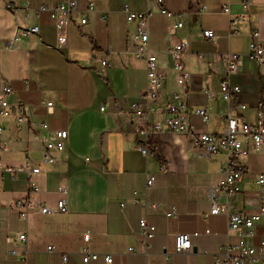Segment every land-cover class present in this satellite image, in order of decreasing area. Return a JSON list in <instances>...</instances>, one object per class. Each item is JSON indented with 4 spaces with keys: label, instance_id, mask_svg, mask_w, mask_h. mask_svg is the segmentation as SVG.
<instances>
[{
    "label": "crops",
    "instance_id": "0c3cea01",
    "mask_svg": "<svg viewBox=\"0 0 264 264\" xmlns=\"http://www.w3.org/2000/svg\"><path fill=\"white\" fill-rule=\"evenodd\" d=\"M74 1L67 44L57 49L53 22L38 12L55 0H0V96L5 85L12 89L7 97L12 113L0 116V159L13 169L29 162L41 170L30 177L0 170V264H85L90 253L98 259L87 264H106L107 256L114 264H216L214 255L227 242L258 247L264 218L250 236L245 229L230 232L226 215H210L212 190L227 157L221 153L207 159L202 149L192 148L190 136L157 133L154 126L163 123L166 98L174 94L182 98L196 133L223 134L228 115L240 124H257L264 103V65L251 60L248 52L251 43L264 41V0H249L247 7L243 0H165L169 11L184 15V27L176 34L170 33L176 19L163 14L157 0ZM89 2L94 3L91 12ZM127 11L151 14L149 48L158 54L166 80L157 100L143 96L147 67L136 58L132 38L138 27L128 22ZM84 15L88 21L82 25ZM231 19H238L234 29ZM33 27L39 32L21 35ZM204 30H213L216 42L204 39ZM181 41L190 46L179 73L167 50ZM228 54L242 56L230 78L240 92L230 103L220 97ZM93 55L97 59L92 61ZM181 77L183 85L178 83ZM48 102L54 103L51 110ZM136 104L156 111L144 120L136 114ZM17 106L25 107L22 123ZM202 108L209 111L208 123L195 114ZM44 124L50 133H69L66 149L53 153V163L42 160L48 135ZM140 146L147 148V155ZM246 148L241 192L228 204L255 213L264 148L256 149L252 142ZM148 173L155 175V183L145 195ZM30 184L37 191L29 190ZM19 199L52 211L32 213L25 221L23 209L16 206ZM60 200L67 212L56 210ZM170 212H175L173 217H167ZM144 217L156 228L149 247L142 242ZM179 234L199 235L190 252L176 254ZM20 235L27 240L20 242ZM14 243L22 252L19 257L8 253Z\"/></svg>",
    "mask_w": 264,
    "mask_h": 264
},
{
    "label": "built area",
    "instance_id": "2783aa9c",
    "mask_svg": "<svg viewBox=\"0 0 264 264\" xmlns=\"http://www.w3.org/2000/svg\"><path fill=\"white\" fill-rule=\"evenodd\" d=\"M161 5V12L168 18L176 19V23L171 26L170 33H180L184 27L183 14H176L169 11L165 7V0H157ZM249 0H243V6L247 7ZM77 3L74 0H55L53 5H44L39 9V13H47L53 22L58 35L57 49H61L66 46L68 37L67 30L71 21V15L76 11ZM94 3L89 2L88 12L93 11ZM203 8H201V11ZM226 12L230 13L229 8H226ZM151 18L150 13L131 12L127 11V20L131 24H137V30L133 36L134 48L136 58L142 59L146 62L147 67V88L143 96L150 100H157L161 91L165 86V76L160 73L158 67V54L153 53L149 48V21ZM238 19L230 20V28L234 29V24ZM87 18L84 17L81 20V24L87 23ZM39 27H33L28 30L21 31V35L28 36L33 33H38ZM253 36L258 37L259 33L255 30ZM204 39L216 42V34L213 30H204ZM190 43L189 41H181L178 44L172 45L168 48L167 53L172 56L175 61V69L179 72H183V56L188 52ZM1 56V51H0ZM203 56H199L202 59ZM248 57L264 65V41L253 42L250 44ZM241 55L228 54L225 58L227 65V71L224 76V81L221 85L220 97L223 101L230 103L233 98L240 92L238 86L230 83L231 76L238 69L241 62ZM97 59L96 55H93L92 61ZM103 67L108 66V61H102ZM180 85L184 84V78L181 77L178 80ZM12 93V89L9 85H5L0 96V116L8 117L11 115V106L8 103L7 97ZM212 97V94H209ZM49 110L54 106L53 102L46 104ZM245 109L246 106H240ZM104 111V108H102ZM136 114L144 120H147L148 112H155L156 108L151 105H147V110L144 111L141 105H134ZM18 122L24 121V106H17ZM165 119L163 123L156 124L154 130L157 133H171L178 135H188L191 137V146L193 149H202L203 155L210 159L214 155L223 153L227 157V163L222 170V178L217 186L212 190V208L210 215H226L228 217V227L230 232L239 233L245 229L250 236H254L253 228L255 224L264 218V173H261L257 177V183L262 187L260 196V207L255 213H248L246 211H240L238 209H231L228 204L229 198L235 194L241 192V181L243 179L244 163L243 158L248 154L246 144L252 142L256 149L264 148V103H262L258 109V122L256 125L247 123L240 124L238 120L232 119L230 115L227 116V129L223 134H207L196 133L194 126L189 122L186 113L185 104L178 94L168 96L166 98L164 107ZM195 114L200 116L205 123L209 122V111L206 108L198 109ZM48 135L45 138V148L42 153L43 162L53 163L55 161L53 153H62L66 149V144L69 139V133L67 131H58L50 133L47 130V126L44 124ZM2 128L0 127V132ZM243 138V139H242ZM6 150V148H5ZM138 150L147 155L148 150L142 146L138 147ZM164 169V168H163ZM0 170L9 172L12 174L25 173L28 177L30 175H36L41 172L39 167H32L27 162L23 167L19 169H13L3 165L0 159ZM155 175L148 173L146 178V191L154 186ZM29 190L37 191L35 186L30 184ZM61 192H66L64 187L60 188ZM225 199V201H223ZM147 207L148 204L144 203ZM16 206L19 209H23L20 212V216L23 220H29L32 213L48 214L52 211L49 207L38 204L35 205L29 201L19 199L16 201ZM124 206V204H122ZM152 208H156L157 205H152ZM56 210L60 212H67L68 207L64 200H60L57 204ZM175 212H170L167 217H173ZM140 226L142 229V242L145 246L149 247V240L155 235L156 228L149 225L146 217L141 219ZM209 234V232H207ZM199 237L198 234L192 236L188 234H179L176 237V254H185L193 249V239ZM18 240L25 242L27 240L26 235H20ZM85 240H89V236H85ZM12 242V240H10ZM14 247L8 252L13 257H19L22 252L18 250V244L14 243ZM49 248V251H52ZM222 250H225L226 255L222 256ZM132 251V250H131ZM216 264H264V238L261 240L258 247L249 246L244 241L237 245H231L229 242L221 246L219 252L215 253ZM98 259V255L90 253L83 259L87 264L91 261ZM67 260V259H66ZM106 264H114V260L111 256L105 258ZM148 264V263H145Z\"/></svg>",
    "mask_w": 264,
    "mask_h": 264
}]
</instances>
